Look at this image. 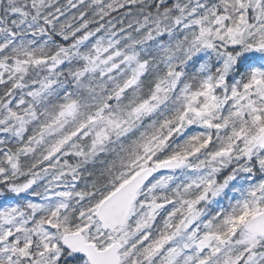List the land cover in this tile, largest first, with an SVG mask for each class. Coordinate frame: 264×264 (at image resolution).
I'll return each instance as SVG.
<instances>
[{
  "label": "snow or ice",
  "instance_id": "1",
  "mask_svg": "<svg viewBox=\"0 0 264 264\" xmlns=\"http://www.w3.org/2000/svg\"><path fill=\"white\" fill-rule=\"evenodd\" d=\"M0 264H264V0H0Z\"/></svg>",
  "mask_w": 264,
  "mask_h": 264
}]
</instances>
